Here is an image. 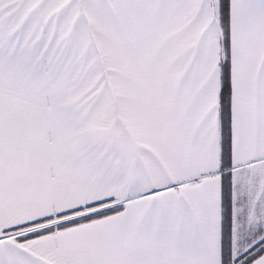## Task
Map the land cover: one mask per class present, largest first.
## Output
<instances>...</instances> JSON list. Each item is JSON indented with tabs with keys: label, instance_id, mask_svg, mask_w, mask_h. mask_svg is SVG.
Masks as SVG:
<instances>
[{
	"label": "snow or ice",
	"instance_id": "1",
	"mask_svg": "<svg viewBox=\"0 0 264 264\" xmlns=\"http://www.w3.org/2000/svg\"><path fill=\"white\" fill-rule=\"evenodd\" d=\"M0 264H264V0H0Z\"/></svg>",
	"mask_w": 264,
	"mask_h": 264
}]
</instances>
